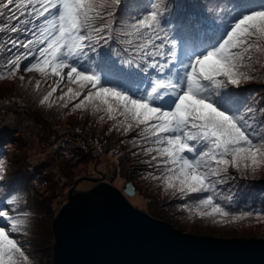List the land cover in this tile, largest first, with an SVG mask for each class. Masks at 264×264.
<instances>
[{"label":"snow or ice","instance_id":"1","mask_svg":"<svg viewBox=\"0 0 264 264\" xmlns=\"http://www.w3.org/2000/svg\"><path fill=\"white\" fill-rule=\"evenodd\" d=\"M260 73L264 0H232L223 15L170 0H0V80L135 133L129 143L160 173L149 176L188 201L189 218L264 220V208L232 211L218 187L264 170V98L232 90ZM20 192L0 198V264H34L16 238L31 217Z\"/></svg>","mask_w":264,"mask_h":264},{"label":"rangeland","instance_id":"2","mask_svg":"<svg viewBox=\"0 0 264 264\" xmlns=\"http://www.w3.org/2000/svg\"><path fill=\"white\" fill-rule=\"evenodd\" d=\"M170 2L174 6L202 5L221 15L227 7L212 0ZM22 74L26 84L35 75ZM232 90L248 98L249 103L261 100L264 73ZM38 98L31 85L20 87L18 78L0 80V158L6 163L0 198L13 188L21 190L20 208L31 213L30 227L27 235L16 238L34 264H51V223L75 181L85 180V186H94L96 180H101L122 189L131 182L135 192L131 199L167 216L169 224L187 233L264 235V220L213 223L209 219L189 218L181 210L188 201L166 194L159 182L149 176L160 173L146 163L150 157L129 143L135 133L122 136L109 132V124H101L87 113L40 106ZM231 175L233 179L218 186L232 197L230 205L225 201L226 206L232 211L264 208V170L246 177L234 171Z\"/></svg>","mask_w":264,"mask_h":264},{"label":"water","instance_id":"3","mask_svg":"<svg viewBox=\"0 0 264 264\" xmlns=\"http://www.w3.org/2000/svg\"><path fill=\"white\" fill-rule=\"evenodd\" d=\"M134 193L75 181L51 223V264H264V235L187 233Z\"/></svg>","mask_w":264,"mask_h":264},{"label":"trees","instance_id":"4","mask_svg":"<svg viewBox=\"0 0 264 264\" xmlns=\"http://www.w3.org/2000/svg\"><path fill=\"white\" fill-rule=\"evenodd\" d=\"M212 1H214V3H216V4H221V5H226V6H229L230 3L232 2V0H212ZM257 2H258V0H257ZM225 3H229V4H225ZM205 10H207V9H205ZM214 10L217 12L216 9H214Z\"/></svg>","mask_w":264,"mask_h":264}]
</instances>
